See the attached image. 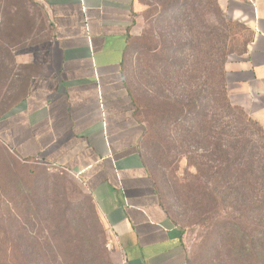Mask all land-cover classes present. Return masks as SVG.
Listing matches in <instances>:
<instances>
[{"label": "rangeland", "instance_id": "obj_1", "mask_svg": "<svg viewBox=\"0 0 264 264\" xmlns=\"http://www.w3.org/2000/svg\"><path fill=\"white\" fill-rule=\"evenodd\" d=\"M131 22L124 69L146 127L142 154L188 264H264V212L254 229L253 195L238 191L237 164L223 172L237 153L249 167L246 185L264 169V131L224 79L251 30L217 0H134ZM15 88L0 81L1 109ZM0 264L124 263L77 178L0 148Z\"/></svg>", "mask_w": 264, "mask_h": 264}, {"label": "crops", "instance_id": "obj_2", "mask_svg": "<svg viewBox=\"0 0 264 264\" xmlns=\"http://www.w3.org/2000/svg\"><path fill=\"white\" fill-rule=\"evenodd\" d=\"M252 38L228 61L229 94L264 131V0H217ZM134 0H0V143L20 163L69 173L124 264H188L142 154L124 62Z\"/></svg>", "mask_w": 264, "mask_h": 264}, {"label": "trees", "instance_id": "obj_3", "mask_svg": "<svg viewBox=\"0 0 264 264\" xmlns=\"http://www.w3.org/2000/svg\"><path fill=\"white\" fill-rule=\"evenodd\" d=\"M224 79H225V73H224ZM188 102H190V105L192 104L191 101H188ZM190 105H187V108L190 112H193V110H195L194 104L191 105L192 107ZM0 148L9 153V151L6 149V147L3 146L1 143H0ZM239 148H240V150H244L246 148V146L242 144ZM225 150L224 151L221 150V151H222V154L226 157L227 152H225ZM229 162H232V163L230 164ZM234 163L237 164L236 169L239 171L238 174H236V176H237L236 181L239 182L238 183L239 184L238 191H240L241 195L242 194L246 195L245 191L248 189L250 191V193L253 195V210H254L255 214L258 216V220H259L258 223L255 225L254 229L258 230V227L261 226V223H263V220H262L263 218L261 217V212H264V169L263 168H257L256 172H254L255 173L254 174V176H255L254 181L251 182V184L246 185L247 184V177L244 173V169L247 168L248 166H247V162H245L244 160L243 161L240 160V153L235 154L233 157V160L225 159L224 170H223L224 174L226 176L232 174V167L231 166ZM230 227L231 226L229 225L228 228H230ZM232 228H234V225L232 226ZM229 230H231V229H226V231L223 234L231 235V232H229ZM262 234H264V231H262ZM255 242L257 244H261L262 240L258 239Z\"/></svg>", "mask_w": 264, "mask_h": 264}]
</instances>
